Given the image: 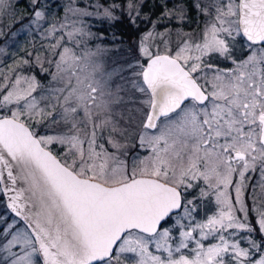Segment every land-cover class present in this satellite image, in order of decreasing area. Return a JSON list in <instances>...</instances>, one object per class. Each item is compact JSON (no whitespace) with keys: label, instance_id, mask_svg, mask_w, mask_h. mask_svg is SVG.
Wrapping results in <instances>:
<instances>
[{"label":"rangeland","instance_id":"obj_1","mask_svg":"<svg viewBox=\"0 0 264 264\" xmlns=\"http://www.w3.org/2000/svg\"><path fill=\"white\" fill-rule=\"evenodd\" d=\"M41 1L48 7L19 25L0 50V90L9 85L0 105L30 114V121L18 119L81 176L113 185L146 175L183 190L185 207L155 236L127 234L114 256L100 264H264V145L257 125L247 143L234 139V106L241 98L224 95L227 87L220 80L206 105L186 103L155 130L145 127L151 96L143 72L149 60L168 55L187 65L193 59L195 70L204 53L240 38L239 0H163L170 8L161 22L124 50L133 62L122 65L117 57L111 69H103L107 54L83 41L86 33L74 22L78 0L69 5ZM5 2L0 0V15ZM30 44L39 61L44 54H57L51 74L56 88L45 101L36 81L21 69ZM207 108L222 122L221 137L234 143L235 160L227 161L220 146L206 145ZM34 121H48L45 127L51 125L52 131L46 134L44 127L37 134ZM1 194L0 187V264H41L34 238L10 217Z\"/></svg>","mask_w":264,"mask_h":264},{"label":"water","instance_id":"obj_2","mask_svg":"<svg viewBox=\"0 0 264 264\" xmlns=\"http://www.w3.org/2000/svg\"><path fill=\"white\" fill-rule=\"evenodd\" d=\"M239 26L246 40L264 45V0H239ZM143 82L151 96L149 130L186 101L208 97L168 55L149 60ZM0 187L8 211L34 238L41 264L103 263L128 233L155 236L183 208L181 190L153 176L109 185L79 175L13 116L0 117Z\"/></svg>","mask_w":264,"mask_h":264},{"label":"trees","instance_id":"obj_3","mask_svg":"<svg viewBox=\"0 0 264 264\" xmlns=\"http://www.w3.org/2000/svg\"><path fill=\"white\" fill-rule=\"evenodd\" d=\"M10 1L12 3H10ZM185 1L188 4L192 2V0ZM71 2L72 0H54L53 5L61 3L69 5ZM169 3L168 1L165 3L163 0H78L76 5L80 10V14H77L74 22L84 29L86 36L83 41L86 46H93V48L97 47L101 53L104 52V54H107L104 55L105 60L103 69H111L112 67H116L114 62L117 57L121 59L117 61V63L122 65H128V62H133L128 59L131 54L129 52L125 54L124 50L131 47V43L134 40H139L154 23L161 22L160 19L169 11ZM44 6L41 0H9V2H5L3 5V13L0 15V50L8 43L15 29L19 25L21 26L23 23L32 19L36 11L41 10ZM45 7L47 8L48 6ZM62 7L63 6L60 7V10H62ZM32 44L23 52V56L26 57L27 62L21 69L25 74L23 76L32 78L36 81L38 87L37 93L40 97L42 96V101H45L52 89L56 88L51 74L56 64L54 62L57 54L56 52L52 54V56H50L51 54H44V59L39 61V56L36 58L34 55L36 51ZM50 57H52L53 60H51ZM121 73H123V71L116 76ZM0 86H2V84ZM8 88L9 85H5L1 88L0 102L2 101L1 96L3 97ZM1 106L2 105H0L1 117L15 116L17 119H24L26 121H30L31 119L29 117L31 116L30 114H27L29 115L27 116L13 111L11 107ZM47 122L42 123L34 121L33 130L37 134L42 133ZM53 126L54 131L59 129L57 123ZM45 129L46 131L44 133L46 134L52 131L51 125H48ZM1 199L4 201V196L2 194ZM11 215L10 217H14ZM174 216L175 215H173L166 224H168ZM14 219L16 220L17 218L14 217ZM17 220L26 228L19 219ZM135 233L139 232L135 231ZM39 263H41V261H39Z\"/></svg>","mask_w":264,"mask_h":264},{"label":"flooded vegetation","instance_id":"obj_4","mask_svg":"<svg viewBox=\"0 0 264 264\" xmlns=\"http://www.w3.org/2000/svg\"><path fill=\"white\" fill-rule=\"evenodd\" d=\"M240 34V38L227 40L223 42L219 48L211 49L207 53V56H205L204 53L202 61L199 62V66L195 70L190 67L194 64L193 59L190 60L189 64H183V66L190 71L200 87L208 95L206 101L203 103H200L196 99L192 98L186 101L183 106L189 102L199 106L206 105L213 98V93L216 89L218 81L222 80L224 81L221 84L222 87H227L224 95L228 93L229 95H227V97L238 96L241 98L240 105L234 106L236 109V120L234 121L236 122V126L238 128L236 130L237 138H234L237 141L236 143H240L242 141L247 143L248 141L246 136L251 134L250 128H256L257 125L260 129L261 143L264 145L262 141L264 130V109L262 111L260 107L261 105L264 106V70L261 69V64L264 62V45L249 42L244 38L241 30ZM200 77L203 78L205 87L199 83L198 78L200 79ZM260 99H262V102H260ZM183 106L179 110H181ZM207 111L211 118V125H206L205 127V132L208 134L206 137V145L211 148L220 146L219 150L222 151L223 154L224 152L226 153L225 159L227 161L235 160L236 152L232 148L234 143H227V138L224 136L221 137L220 135L222 122L219 116H217L211 109L207 108ZM173 114H176V112ZM214 126H216V132L213 130ZM235 178L239 180L240 176L236 174ZM200 187L203 186L200 185ZM205 188L208 187L206 186ZM181 192L184 208L185 202L183 190H181Z\"/></svg>","mask_w":264,"mask_h":264}]
</instances>
